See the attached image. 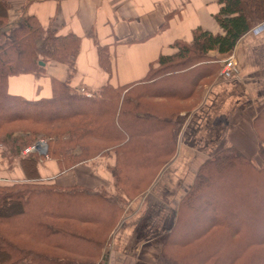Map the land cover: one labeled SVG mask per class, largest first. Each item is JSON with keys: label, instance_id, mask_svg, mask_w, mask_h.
<instances>
[{"label": "trees", "instance_id": "16d2710c", "mask_svg": "<svg viewBox=\"0 0 264 264\" xmlns=\"http://www.w3.org/2000/svg\"><path fill=\"white\" fill-rule=\"evenodd\" d=\"M218 3L213 17L222 33L195 27L189 41L175 40L174 52L150 64L144 80L106 84L87 98L69 86L80 38L44 28L26 12L9 28L11 5L0 0V143L3 156L16 159L24 174L0 183V264H104L103 253L127 206L176 154L191 109L181 115L180 106L197 104L204 85L221 69L222 59L209 52L228 54L264 22V0ZM167 25L166 17L159 29ZM95 45L100 65L108 69L106 47ZM54 61L67 67L68 76L52 78L50 97L26 100L8 92L9 77L45 76V65ZM172 79L179 82L160 85ZM263 123L264 113L253 126L262 165L234 145L204 160L153 264H264V234L258 236L264 233ZM40 138L47 141L46 155L21 154ZM99 157L112 160L106 164L109 188L59 185L38 173L46 159L67 171ZM252 218L259 219L255 225Z\"/></svg>", "mask_w": 264, "mask_h": 264}, {"label": "crops", "instance_id": "0c3cea01", "mask_svg": "<svg viewBox=\"0 0 264 264\" xmlns=\"http://www.w3.org/2000/svg\"><path fill=\"white\" fill-rule=\"evenodd\" d=\"M8 1L10 17L12 13L17 18L26 12L35 15L44 28L80 38L76 73L69 86L92 94L106 84L117 87L144 80L150 64L160 54L174 52L170 45L175 40L189 41L195 27L222 33L213 17L219 9L218 0ZM166 17L168 25L160 30ZM96 42L107 49L108 69L99 63ZM229 54L235 56L238 77L226 80L218 73L204 85L202 97L188 111L175 156L142 193L139 202L128 207L123 223L113 232L103 253L104 264L155 262L162 240L172 228L178 203L190 188L198 166L219 147L234 145L256 164L262 163L253 126L264 113V22L244 34L228 54L209 52L221 59ZM45 67V76L9 77L8 92L26 100L50 97L52 78L66 80L68 69L55 61ZM185 112L186 109L180 110L181 115ZM111 161L99 157L60 171L54 160L46 159L38 165V173L41 180L59 185L78 183L95 188L107 184L110 176L106 164ZM14 168L19 180L23 179L20 167Z\"/></svg>", "mask_w": 264, "mask_h": 264}, {"label": "rangeland", "instance_id": "374dc122", "mask_svg": "<svg viewBox=\"0 0 264 264\" xmlns=\"http://www.w3.org/2000/svg\"><path fill=\"white\" fill-rule=\"evenodd\" d=\"M14 4H12V7L13 8H15V5H16V2H13ZM16 15V13H12L11 14V17H10V19H9V25H8V27L10 28V26L11 25H13L14 23H16L17 21H18V18H19V16L17 17V18H13L14 16ZM15 20H16V22H15ZM12 21H13V23H12ZM176 82H179L178 80L176 81L175 79L173 80H166V81H164L162 84H160L161 86H163V85H166V84H168V85H170V84H172V83H176ZM203 91V90H202ZM85 97H87V96H85ZM87 98H90V97H87ZM193 101V100H192ZM192 101H189V103L188 102H185V103H183V105L182 106H180L181 108H184V109H182V110H185V109H187V108H189V107H193L194 105H196V103H192ZM197 101V100H196ZM188 104V105H187ZM190 105V106H189ZM39 140H43V141H45V143H46V145H47V141H46V139L45 138H40ZM38 140V141H39ZM3 148H4V146L0 143V183H9V181L10 182H12V181H16V180H19V176L16 174V172H14L15 170V168H14V166H16L17 165V160L16 159H10V158H6V157H4L3 156ZM23 156H26L24 153H23V151H22V153H21ZM255 163H257V161H255ZM257 165H262V163H260V164H257ZM199 167V166H198ZM198 169V168H197ZM197 171V170H196ZM229 178H231V176H229ZM194 179V178H193ZM193 182V181H192ZM112 184V183H111ZM111 184H106L108 187L107 188H109L110 186H111ZM144 193V192H143ZM141 195L142 194H138L130 203H129V205L127 206V208H126V210H125V212L127 213V211H128V207L130 206V208H131V206H135L138 202H139V200H140V198H141ZM204 199H206V198H204ZM203 200V199H202ZM124 220V219H123ZM123 220L120 222V224L121 223H123ZM259 219H256V218H252V221H255V223H254V225L257 223L256 221H258ZM233 223H236V221L235 220H233ZM119 224V225H120ZM119 225H118V227H119ZM117 227V228H118ZM116 228V229H117ZM251 234L252 235H255L254 234V232H251ZM264 233L262 232V234L261 233H258V236H261V235H263ZM111 240V239H110ZM163 241V240H162ZM109 246V245H108Z\"/></svg>", "mask_w": 264, "mask_h": 264}, {"label": "built area", "instance_id": "2783aa9c", "mask_svg": "<svg viewBox=\"0 0 264 264\" xmlns=\"http://www.w3.org/2000/svg\"><path fill=\"white\" fill-rule=\"evenodd\" d=\"M239 70L236 64L235 56L233 54H229L227 57L221 60V69L219 71V76L223 79L229 80L235 77H238ZM80 93L84 94L87 97H90L92 94L87 92L83 88L80 89ZM47 146L45 141L39 140L34 145L29 146L28 148L23 150L24 154L29 152H37L39 154L46 155Z\"/></svg>", "mask_w": 264, "mask_h": 264}, {"label": "water", "instance_id": "95a60500", "mask_svg": "<svg viewBox=\"0 0 264 264\" xmlns=\"http://www.w3.org/2000/svg\"><path fill=\"white\" fill-rule=\"evenodd\" d=\"M41 65H43L44 63L43 62H40Z\"/></svg>", "mask_w": 264, "mask_h": 264}]
</instances>
